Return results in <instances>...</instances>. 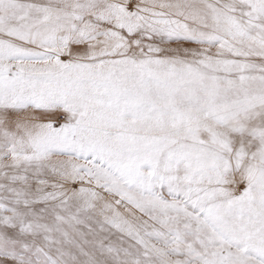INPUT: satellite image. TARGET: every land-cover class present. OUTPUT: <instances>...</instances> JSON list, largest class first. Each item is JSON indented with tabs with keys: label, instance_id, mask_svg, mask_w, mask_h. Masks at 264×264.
I'll list each match as a JSON object with an SVG mask.
<instances>
[{
	"label": "snow or ice",
	"instance_id": "snow-or-ice-1",
	"mask_svg": "<svg viewBox=\"0 0 264 264\" xmlns=\"http://www.w3.org/2000/svg\"><path fill=\"white\" fill-rule=\"evenodd\" d=\"M0 264H264V0H0Z\"/></svg>",
	"mask_w": 264,
	"mask_h": 264
}]
</instances>
